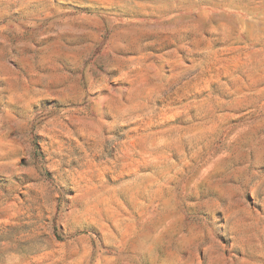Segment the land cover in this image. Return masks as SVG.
<instances>
[{
  "label": "rangeland",
  "instance_id": "rangeland-1",
  "mask_svg": "<svg viewBox=\"0 0 264 264\" xmlns=\"http://www.w3.org/2000/svg\"><path fill=\"white\" fill-rule=\"evenodd\" d=\"M0 264H264V0H0Z\"/></svg>",
  "mask_w": 264,
  "mask_h": 264
}]
</instances>
